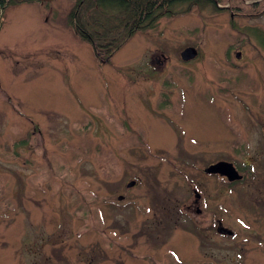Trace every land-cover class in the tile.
<instances>
[{
  "label": "rangeland",
  "instance_id": "1",
  "mask_svg": "<svg viewBox=\"0 0 264 264\" xmlns=\"http://www.w3.org/2000/svg\"><path fill=\"white\" fill-rule=\"evenodd\" d=\"M74 2L0 16V264H264V244L238 243L250 233L216 230L221 197L234 229L232 194L205 173L262 138L264 13L178 3L103 62L68 23Z\"/></svg>",
  "mask_w": 264,
  "mask_h": 264
},
{
  "label": "trees",
  "instance_id": "2",
  "mask_svg": "<svg viewBox=\"0 0 264 264\" xmlns=\"http://www.w3.org/2000/svg\"><path fill=\"white\" fill-rule=\"evenodd\" d=\"M35 1L40 0H0V16L10 6ZM178 3H187V10L210 5L236 15L264 13V0H75L68 13V23L92 47L96 57L106 58L138 30L151 27L161 16L174 14Z\"/></svg>",
  "mask_w": 264,
  "mask_h": 264
},
{
  "label": "flooded vegetation",
  "instance_id": "3",
  "mask_svg": "<svg viewBox=\"0 0 264 264\" xmlns=\"http://www.w3.org/2000/svg\"><path fill=\"white\" fill-rule=\"evenodd\" d=\"M160 55H161L159 56L160 59L157 56L155 57L153 62H155L156 60L158 62L159 61L162 62V60L166 61V59L162 58L164 54L161 53ZM164 57H166V55H164ZM100 59L101 61L104 62L102 58ZM258 129L260 130V132L258 133L261 134L262 138L260 139H257V138L256 139H249V138L245 139L244 138L240 140L239 143L236 144L235 147H233L234 149L233 158H231V160H226L232 164L234 171H236L234 172V174L236 175L235 177L230 178L228 175L222 174L221 172H205L208 175L214 176L215 180L218 179L220 181L221 179H226L225 182L229 186L227 187L226 192L228 191L227 193L230 192V194H232V196L230 195V208L233 207V211H232V214L230 211L229 212L231 215L230 218H232L231 226L234 229H230L221 224L220 202L223 197H221V199L219 198L218 203L214 205L215 206L214 215L216 218V221L214 222V224H215V228L218 231V233L228 234V235H232L236 233V234H239L240 236L246 235L245 232H248V234L250 233L251 235L250 237L246 235L238 241V243L240 244L241 242H245L247 240L252 241V238L253 239L255 238L258 244H264V202L256 201L253 203L251 198L250 200L248 199V195L251 196V194L248 193L249 192L248 190L251 187L252 182L257 181L256 179L262 176L261 184L264 185V125H262L261 128H257L255 131H257ZM249 147H252L255 149L257 148V149L256 151L255 149L251 150L250 151L251 155H248ZM253 151L259 155H257V157L255 155L254 157L252 155ZM239 156L242 158L241 163L240 161H238ZM256 162H257L256 170L262 168L261 172L258 171L259 174L257 171L251 169V164H254ZM253 168H255V166H253ZM215 186H216V183H215ZM193 189L194 191H196V188H193ZM195 197L196 198L194 199V201L198 204V200H200V194L197 195L195 192ZM196 199L198 200L196 201ZM242 206L245 209L246 214L245 213L242 214L240 212L239 209H241ZM191 207L192 206L188 204L187 210H190ZM197 207L198 205L195 206L196 211H198ZM248 213H250L252 217L251 220L245 219V217L248 216ZM241 216L243 217V219H241L242 218ZM239 250L245 251L246 248H240Z\"/></svg>",
  "mask_w": 264,
  "mask_h": 264
},
{
  "label": "water",
  "instance_id": "4",
  "mask_svg": "<svg viewBox=\"0 0 264 264\" xmlns=\"http://www.w3.org/2000/svg\"><path fill=\"white\" fill-rule=\"evenodd\" d=\"M198 53V50L195 46H187L185 47L181 52V57L184 60H189L191 58H194ZM206 172H221L222 174L228 175L230 178L235 177L234 174V168L232 164L229 161L226 160H219L215 163H211L209 166L205 168ZM134 180L129 182V185L134 184ZM198 194V193H197ZM123 196L120 195L119 198H122Z\"/></svg>",
  "mask_w": 264,
  "mask_h": 264
}]
</instances>
